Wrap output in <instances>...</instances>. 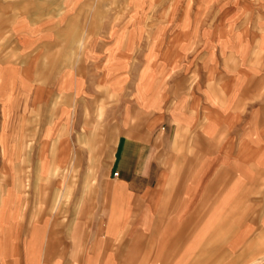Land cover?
I'll list each match as a JSON object with an SVG mask.
<instances>
[{
    "label": "rangeland",
    "instance_id": "obj_1",
    "mask_svg": "<svg viewBox=\"0 0 264 264\" xmlns=\"http://www.w3.org/2000/svg\"><path fill=\"white\" fill-rule=\"evenodd\" d=\"M30 12L52 25L50 48L40 55L39 82L47 86L37 88L44 101L36 112L7 120L0 157L20 177L0 189L18 186L23 206L38 207L36 219L45 217L41 208L63 207L71 223L85 218L91 226L93 208L105 204L97 190L110 171L119 174L111 164L124 151L126 128L139 130L159 111L173 114L192 96L228 106L231 119L251 125L246 138L264 143V0H15L0 4V61H20L12 21ZM21 121L27 133L19 135ZM172 126L154 129L155 145L168 142ZM227 138L237 140V131ZM15 159L22 165L12 166ZM240 217L225 223L236 226ZM244 217L248 249L255 221L264 242V214Z\"/></svg>",
    "mask_w": 264,
    "mask_h": 264
},
{
    "label": "crops",
    "instance_id": "obj_2",
    "mask_svg": "<svg viewBox=\"0 0 264 264\" xmlns=\"http://www.w3.org/2000/svg\"><path fill=\"white\" fill-rule=\"evenodd\" d=\"M0 4L12 6L15 0ZM12 23L20 61H0V152L7 147L2 138L9 133L8 118L15 114L25 118L27 110L36 112L44 101L37 97V88L47 86L39 82L40 55L48 53L53 36L48 18H36L31 12L14 17ZM28 88H34L32 94ZM228 112V106L197 95L173 114L159 111L147 118L139 130L127 127L120 148L124 151L111 164L119 174L110 171L97 190L105 196V204L101 200L102 205L93 208L91 226L85 218L71 223L70 212L63 207L41 208L45 217L36 219L38 207L23 206L18 186L0 189V264L239 262L247 246L244 216L264 214V143L246 138L251 125L239 115L231 119ZM164 121L173 125L168 142L155 145L150 135ZM16 125L21 130L14 133H27L22 121ZM231 131L238 134L232 142L227 138ZM223 133L227 137L217 143L215 135ZM18 144L21 152L24 143L14 142ZM21 162L15 159L12 166ZM10 165L0 157V184L18 181L20 175L8 173ZM155 166L157 173L152 170ZM250 207L254 210L247 211ZM230 214L243 216L238 225L225 223ZM258 229L255 221L249 246L261 242Z\"/></svg>",
    "mask_w": 264,
    "mask_h": 264
},
{
    "label": "bare ground",
    "instance_id": "obj_3",
    "mask_svg": "<svg viewBox=\"0 0 264 264\" xmlns=\"http://www.w3.org/2000/svg\"><path fill=\"white\" fill-rule=\"evenodd\" d=\"M243 257V259L235 264H264V242L252 243L246 249Z\"/></svg>",
    "mask_w": 264,
    "mask_h": 264
}]
</instances>
